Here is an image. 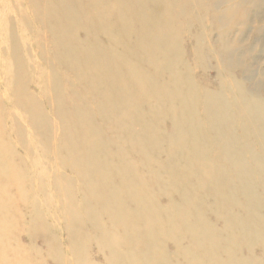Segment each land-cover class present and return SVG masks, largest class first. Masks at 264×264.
Segmentation results:
<instances>
[{"label":"bare ground","instance_id":"6f19581e","mask_svg":"<svg viewBox=\"0 0 264 264\" xmlns=\"http://www.w3.org/2000/svg\"><path fill=\"white\" fill-rule=\"evenodd\" d=\"M194 1L200 3L15 0L11 5L24 25L29 5L35 27L44 30L47 40L57 41L54 55L61 58L60 67L84 83L78 87L81 83L75 79L55 77L53 84L60 94L61 111L69 104L75 114L79 142L72 141L71 148L77 150L73 159L96 168L90 178L86 171L80 172L89 194L82 206L92 218L103 221L104 227L95 225L99 233L115 230L114 237L110 234L105 240L123 246L122 253L111 249L115 259L127 260L122 264H153L149 260H156L157 254L159 264H172L167 242H175L176 251L189 250L192 256L201 250L191 264H200L201 259L204 264H264V103L242 102L239 97L231 102L216 96L205 99L207 106L181 94L191 82L180 71L184 50L178 47L173 7L187 11ZM83 27L91 30L80 32ZM9 28L11 36L14 21ZM78 32L83 38L75 43ZM10 45V65L20 73L23 66L17 47L13 40ZM196 51L201 53V48ZM59 65L48 70H59ZM66 82L74 91L64 99ZM87 92L91 102L86 103ZM203 107L205 112L199 114ZM211 112L220 127L217 144L209 139L215 131L201 126ZM164 115L171 117L176 132V141L170 138L168 148L161 140L168 143L169 137L159 140L152 127ZM111 145L117 146L113 155L108 154ZM159 192L169 200L178 195L169 203L171 211L164 213V206L158 205ZM15 196L26 200L24 208L29 201L35 208L25 191H19L9 195V201H0L1 215L19 213ZM207 210L223 222L222 228L205 218ZM103 218L111 227L105 226ZM1 224L8 227H0V234L11 233L12 221L10 226L6 221ZM166 232L186 234L189 243L165 237ZM256 249L262 254H255Z\"/></svg>","mask_w":264,"mask_h":264},{"label":"rangeland","instance_id":"374dc122","mask_svg":"<svg viewBox=\"0 0 264 264\" xmlns=\"http://www.w3.org/2000/svg\"><path fill=\"white\" fill-rule=\"evenodd\" d=\"M13 1L0 0V182L4 183L0 201H9V195L25 191L35 208L30 201L26 205L28 207L24 208L26 200L20 201L15 196L13 200L19 203L16 210L19 213L0 214L4 216L0 218L1 228L8 227L2 222L8 224V221H12L11 226L8 224L11 233L0 234V264L127 262L120 257L115 259L111 253V249L115 254L122 253L123 246L105 240L110 234L114 237L115 230L99 233L95 225L98 223L99 227H104L102 220L92 218L82 206L89 194L83 189L86 183L81 180L80 172L86 171L90 178L95 176L96 168L83 166L73 159L77 150L71 148L72 141H78L79 137L74 122L75 114L69 104L64 105L61 111L60 94L53 84L55 77L75 79L76 84L81 83L78 87L84 83L78 81L76 75L65 74V70L60 67L59 62L62 60L54 55L57 41L47 40L44 30L40 32L41 29L35 27L29 5L26 4L28 20L24 25L18 18L17 9L11 6ZM177 1L184 3L186 0ZM199 2L190 4L187 11H182L178 6L173 7V17L178 20L174 21L173 27L180 33L178 47L184 50V63L180 60V71L191 82V85L182 87L181 94L186 99L197 101L199 105H207L205 99L216 96L223 100H226V96L231 102H238L233 98L239 97L242 102L258 100L264 103V0ZM11 21H14V33L10 36ZM24 27L27 29L26 34ZM84 30L91 29L83 27L79 31ZM80 32L73 39L75 43L83 38ZM10 40L14 41L16 56L22 62L21 78L9 62L8 56L12 51ZM197 47L201 48V53H197ZM53 65H59L60 69L48 70ZM61 82L64 84V80ZM72 91L73 86L66 82L63 98L66 99ZM89 97L88 92L84 94V102H91ZM205 110V107L200 108L199 114ZM213 116L212 112L205 116L207 120H202L201 126H208L211 131H215L209 139L217 144L220 141V127L214 124ZM171 120L170 116L164 115L152 125L159 140L169 137L168 143L161 140L164 148L173 142L170 138L176 141ZM116 148L111 145L108 154L113 155ZM137 190L140 191L139 188ZM159 193L161 197L158 205L164 206V213L171 211L173 208H168L169 203L178 200V195L173 194L169 200ZM210 202L212 206L214 201ZM208 211L205 218L218 229L222 228L223 222L216 220ZM123 215L119 218H123ZM105 226L111 227L107 222ZM165 235L189 243L184 237L186 234L179 233L177 236L166 232ZM120 239L125 240V235L120 236ZM175 245V242H167L165 248L171 255L172 264H191V258L202 253L199 250L192 256L189 250L183 253L178 249L176 251ZM254 251L255 254H262L260 250ZM156 256L158 259V254ZM157 259L149 261L159 264ZM202 260H199L200 264H204Z\"/></svg>","mask_w":264,"mask_h":264}]
</instances>
